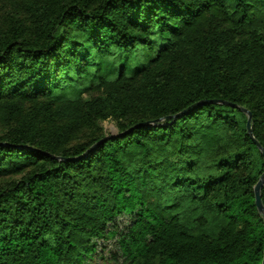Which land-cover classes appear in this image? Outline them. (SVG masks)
Returning <instances> with one entry per match:
<instances>
[{
	"label": "trees",
	"instance_id": "trees-1",
	"mask_svg": "<svg viewBox=\"0 0 264 264\" xmlns=\"http://www.w3.org/2000/svg\"><path fill=\"white\" fill-rule=\"evenodd\" d=\"M255 139L264 0H0V264H262Z\"/></svg>",
	"mask_w": 264,
	"mask_h": 264
},
{
	"label": "rangeland",
	"instance_id": "rangeland-1",
	"mask_svg": "<svg viewBox=\"0 0 264 264\" xmlns=\"http://www.w3.org/2000/svg\"><path fill=\"white\" fill-rule=\"evenodd\" d=\"M132 58H133V61H136L135 54L132 56ZM107 70L108 72H114V74L116 73V71L113 70L110 66H107ZM103 126L108 134L116 133L118 131L117 125L113 120L104 121ZM102 244L106 245L105 247L106 250L104 253H102V251H100V253L108 259H102V258L100 259L99 257V259H97V262L95 264H118L116 261L111 259V256H112L111 251L114 250L115 248L116 238L110 239L109 241H106L104 243L102 242L101 245Z\"/></svg>",
	"mask_w": 264,
	"mask_h": 264
},
{
	"label": "water",
	"instance_id": "water-1",
	"mask_svg": "<svg viewBox=\"0 0 264 264\" xmlns=\"http://www.w3.org/2000/svg\"><path fill=\"white\" fill-rule=\"evenodd\" d=\"M222 102H224V101H222ZM226 103L231 104L230 102H226ZM235 106H237V105H235ZM240 108L244 112H247V114L249 115L248 131H249L250 136H252L254 138L253 126H252V113L248 109H246V108H243V107H240ZM186 112L187 111H185L183 113H186ZM122 135H124V134H122ZM255 142H256V144L259 146V148L261 149V151L264 154V148H263V146L256 139H255ZM263 187H264V173L261 175L259 181L257 182V184L254 187V192H255V197H256V205H257L258 211H259V213H261V214L264 215V204H263V200H262V190H263ZM262 264H264V259H263Z\"/></svg>",
	"mask_w": 264,
	"mask_h": 264
}]
</instances>
